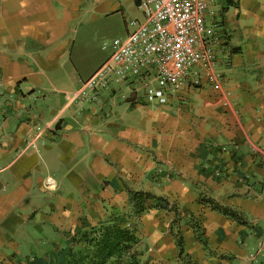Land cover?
Instances as JSON below:
<instances>
[{
	"label": "crops",
	"instance_id": "crops-1",
	"mask_svg": "<svg viewBox=\"0 0 264 264\" xmlns=\"http://www.w3.org/2000/svg\"><path fill=\"white\" fill-rule=\"evenodd\" d=\"M127 1L137 6L138 0H0V248L16 250L19 239L8 237L21 235L29 221L67 241L111 209L126 210L130 189L177 205L194 264H253L248 254L257 244L264 253V156L251 150L264 148V0L210 3L226 38L218 70L229 106L206 85L184 87L164 106L147 104L143 89L141 97L126 89L134 79L92 101L73 99L109 56L74 65L76 26L120 13ZM202 199L242 212L246 224ZM190 216L200 222L209 253L185 221ZM173 217L151 210L136 221L138 264H179ZM145 229L146 257L138 249ZM9 256L1 251L0 260Z\"/></svg>",
	"mask_w": 264,
	"mask_h": 264
},
{
	"label": "built area",
	"instance_id": "built-area-1",
	"mask_svg": "<svg viewBox=\"0 0 264 264\" xmlns=\"http://www.w3.org/2000/svg\"><path fill=\"white\" fill-rule=\"evenodd\" d=\"M212 1L222 6L238 0H138L142 20L132 21L133 31L125 37L102 46L110 48L108 58L81 83L73 99L92 101L100 91L140 79L147 104L164 106L184 87L206 85L223 98L224 107L229 106L225 77L218 70L226 38L217 12L210 7ZM215 148L227 151L225 145ZM251 150L264 156L262 147L251 145ZM46 183L52 186L51 179Z\"/></svg>",
	"mask_w": 264,
	"mask_h": 264
},
{
	"label": "trees",
	"instance_id": "trees-1",
	"mask_svg": "<svg viewBox=\"0 0 264 264\" xmlns=\"http://www.w3.org/2000/svg\"><path fill=\"white\" fill-rule=\"evenodd\" d=\"M127 193L126 210L111 209L97 225L69 237L67 241L53 244L48 254L32 258L12 254L7 260H0V264H138L135 250L138 244L136 221L151 210H164L174 214L169 231L175 240L177 262L194 264L184 251L183 237L178 230L181 218L177 205L167 197L155 196L149 192L127 189ZM202 202L211 210L241 225L246 224L242 212L222 206L211 199H202ZM185 221L190 224L196 241L209 253L200 222L191 216Z\"/></svg>",
	"mask_w": 264,
	"mask_h": 264
},
{
	"label": "rangeland",
	"instance_id": "rangeland-1",
	"mask_svg": "<svg viewBox=\"0 0 264 264\" xmlns=\"http://www.w3.org/2000/svg\"><path fill=\"white\" fill-rule=\"evenodd\" d=\"M142 17L135 3L133 1H127L124 3L123 11L120 13L101 17L91 24L77 25L75 29V42L72 49V63L77 67L84 68L85 63L101 61L110 54V48L103 50L102 46L104 44H111L114 39L125 37L127 33L133 31L131 22L135 20L140 22ZM132 81L133 83L126 89H134L137 95L141 97L143 95V82L135 79ZM43 196L47 198L48 194H44ZM29 222L28 226L26 225L22 229L21 235L16 237L10 235L8 238L19 239L17 240L18 245L16 250H18L20 257H42L44 254L50 252L53 244L57 242L56 237H51L52 234L50 232L40 231V225H35L31 221ZM143 236L144 238L140 239L143 242L138 245V249L146 257L149 241L146 229ZM12 248L7 244V247L0 248V254L3 251L6 255H11L12 252L16 251ZM248 256L250 262L252 261L253 264H258L262 259L261 257H264V253L260 252V245L257 244V247L253 251H250Z\"/></svg>",
	"mask_w": 264,
	"mask_h": 264
}]
</instances>
